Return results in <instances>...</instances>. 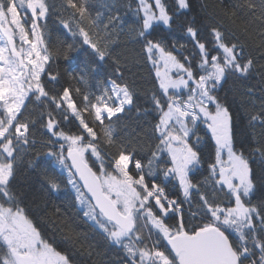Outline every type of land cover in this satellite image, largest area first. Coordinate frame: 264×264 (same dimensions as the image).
Returning <instances> with one entry per match:
<instances>
[{"label": "snow or ice", "instance_id": "1", "mask_svg": "<svg viewBox=\"0 0 264 264\" xmlns=\"http://www.w3.org/2000/svg\"><path fill=\"white\" fill-rule=\"evenodd\" d=\"M63 5L71 10L63 27L73 35L78 29L95 60L108 58L123 32L118 12L106 5L108 18L100 21L101 13L90 15L88 0ZM53 7L48 0H0V264H73L43 234L15 184L29 150L55 162L52 173L44 172L45 192L70 188L83 218L123 251L124 264H264V168L257 176L249 156L237 149L231 110L218 95L229 76L248 78L256 71L264 77V0H237L225 11L233 22L243 14L242 31L256 40L247 55L246 43L219 25H210L202 40L194 18L183 25L191 52L185 54L186 43L162 39L164 29L191 12V0H127L136 22L133 39L142 43L156 89L143 109L153 115L150 130L120 138L115 123L136 106L133 85L111 79L98 94L76 88L79 102L69 87L48 89L44 75L49 82L58 76L46 68L52 54L41 21ZM57 55L67 59L71 48ZM92 63L70 79L84 82ZM33 100L39 115H25ZM70 117L78 122L75 131ZM37 125L46 137L38 149ZM248 125L249 151L264 165V102L248 113ZM210 147L214 155L209 151L205 160Z\"/></svg>", "mask_w": 264, "mask_h": 264}, {"label": "trees", "instance_id": "2", "mask_svg": "<svg viewBox=\"0 0 264 264\" xmlns=\"http://www.w3.org/2000/svg\"><path fill=\"white\" fill-rule=\"evenodd\" d=\"M48 3L54 5L50 10L44 29L45 46L52 54L50 64L46 65L49 72L58 76L54 82L48 81V76L44 75L45 83L53 93L62 92L63 88H71L72 95L79 102L81 96L75 93L76 88L81 89V93L98 94L103 86H108L111 79H121L133 85L136 93V106L130 111L121 115V119L116 121V135L118 138L125 137L133 129L136 131L150 130L153 115H144L143 109L148 107V95L156 89L154 71L151 64L147 63L145 54L142 51V43L133 39L135 27V17L126 7L127 0H88L89 13L95 18L97 13H101L100 21H106L109 15V9L106 5L112 6V14L118 12L121 17L123 32L116 38L114 43L110 44L111 55L104 61L95 60L91 56V49L83 44V38L78 34L73 35L71 31L65 29L60 22L61 19H67L71 10H66L63 0H48ZM237 0H191L192 10L187 16H180L174 23L171 30L164 29L160 36L169 45L173 41L186 43L188 52L192 51V45L189 38L185 35L183 25L188 19H195L196 26L201 29V39L208 38V27L210 25H219L222 29L232 36L246 43L245 54L252 50L256 40L251 38L248 33L242 31L244 25L243 14L238 19H230L225 15L226 10H231ZM30 16V13H28ZM98 21V23H100ZM102 23L100 29L102 31ZM119 32L120 30L117 29ZM234 34V35H233ZM211 46V45H209ZM71 48V55L65 59L64 55H57V52L64 53ZM182 59V56H181ZM115 61V62H114ZM90 62L94 70L90 71L84 82L70 79V73H79ZM264 63V61L260 62ZM195 65V61H193ZM117 69L122 72V78L118 76ZM252 89L250 95L248 90ZM218 95L230 108L234 124V142L237 149L243 148L245 154L249 156L251 166L257 176L260 175L264 165L260 163L259 157L253 156L249 151L252 146V130L248 125V113L258 109L264 102V77L257 74L256 71L248 78H239L229 76L218 90ZM137 107L141 112L137 113ZM41 106L33 100L29 103V112L39 115ZM73 123L72 130L75 131V125L78 122L71 118ZM259 133V129L256 130ZM44 130L37 125L35 139L37 140V149L39 141L46 138L43 135ZM148 136L151 132L148 131ZM144 144L149 142L145 136L140 137ZM209 151L213 148H206L204 151L205 160L208 159ZM34 160L35 166L29 167L28 161ZM56 168L53 158L41 153L36 155L34 150H29L23 154L21 162L18 164L16 175V186L25 193L24 203L28 208L29 214L36 221L43 234L51 241H54L58 250L66 252L72 259L73 264H124V254L121 249L110 244L104 237L96 231L90 222L83 218L74 201V193L70 188L61 187L59 192H45L44 172L52 173ZM207 164H204V169ZM206 175V172H203ZM162 179V177H161ZM196 179H202L197 175ZM169 192L176 193L169 186ZM60 209L57 216L56 209ZM187 209V205H185ZM63 221V224L61 223ZM71 228L70 238H65Z\"/></svg>", "mask_w": 264, "mask_h": 264}, {"label": "rangeland", "instance_id": "3", "mask_svg": "<svg viewBox=\"0 0 264 264\" xmlns=\"http://www.w3.org/2000/svg\"><path fill=\"white\" fill-rule=\"evenodd\" d=\"M109 84V83H108Z\"/></svg>", "mask_w": 264, "mask_h": 264}]
</instances>
